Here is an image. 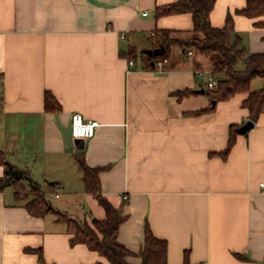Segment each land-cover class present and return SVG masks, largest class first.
<instances>
[{"label":"crops","instance_id":"crops-1","mask_svg":"<svg viewBox=\"0 0 264 264\" xmlns=\"http://www.w3.org/2000/svg\"><path fill=\"white\" fill-rule=\"evenodd\" d=\"M176 1L0 0V150L57 210L90 225L106 213L86 191L79 161L102 167V194L126 217L118 240L136 254L130 264H141L147 223L167 240L168 264H264V113L237 131L225 155L230 126L250 119L248 93L218 102L206 93L210 76H225L215 71L221 55L173 45L163 69L150 65L161 58L144 52L154 50L150 33L202 37L191 13L156 16ZM246 4L216 0L210 15L217 28L232 15V41L238 36L245 51L240 70L264 52V26L256 25L264 16L238 13ZM259 79L252 90L264 87ZM47 92L58 112L46 108ZM77 112L100 125L82 148H69L58 124ZM55 187L66 196L59 205ZM25 192L0 191V264H40L38 251L46 264H111L72 244V228L54 213L32 215L17 194Z\"/></svg>","mask_w":264,"mask_h":264},{"label":"trees","instance_id":"trees-1","mask_svg":"<svg viewBox=\"0 0 264 264\" xmlns=\"http://www.w3.org/2000/svg\"><path fill=\"white\" fill-rule=\"evenodd\" d=\"M215 3L216 0H178L174 3L157 7V17L176 13H191L194 31L201 33L202 37L180 39L173 37L171 30H162L153 37L154 49H164V53L156 58H169L173 45H180L186 52L196 48L205 55L220 54L222 59L215 64V71L224 72L225 76L219 79L217 89L208 88L206 93L216 102L229 100L240 92L248 93L243 106L249 111V119L255 123L260 115L264 113V87L260 90H252L251 83L256 78L264 79V52L251 53L245 63V68L242 70L237 69L238 59L245 54V51L239 47L241 40L238 36L232 41L234 33L232 15H228L224 27L217 28L212 25L210 15ZM238 13L244 14L249 18L264 16V0H247L246 6L238 10ZM256 25L264 26V21H259ZM130 57L134 58L135 54L133 52L130 53ZM150 59V65L153 66V59ZM191 92L187 91L181 94L184 95ZM45 103L46 108L49 110L58 112L61 108L55 96L49 92L45 95ZM237 128L236 124L230 126L229 142L224 151L225 155L230 152L235 144ZM0 164L5 167V175L0 179V191L11 185L17 186L19 190L26 191L23 196H20L19 193L17 194L19 198L27 200V210L34 216H45L48 213H54L58 221H66L74 233L71 239L72 244H86L90 249L99 252L111 264H130L127 258L136 254L118 240L120 225L126 217L102 194L100 183L102 167H90L84 160L81 159L79 161L86 191L99 202L106 213L104 219L94 218L92 220L93 225H90L87 221L80 223L70 219L67 215L57 210L42 190L40 184L27 172L10 162L5 152L1 150ZM29 194L32 195V198H30ZM167 252V240L156 236L147 223L145 226L144 245L140 253L141 264H168ZM38 253L40 264H46L42 252L38 251ZM93 264L103 263L96 262ZM186 264H189L187 258Z\"/></svg>","mask_w":264,"mask_h":264},{"label":"built area","instance_id":"built-area-1","mask_svg":"<svg viewBox=\"0 0 264 264\" xmlns=\"http://www.w3.org/2000/svg\"><path fill=\"white\" fill-rule=\"evenodd\" d=\"M156 32L150 33V37H154ZM124 36V35H123ZM191 53V51H189ZM168 62V58H159L158 60L153 61V65L157 66L160 69H163ZM130 65H134V61H129ZM208 88L214 90L217 89L218 80L214 76H210L208 78ZM100 125L98 121H86L84 116L77 112L72 115L71 118V129H72V137L73 138H89L95 134L96 128ZM55 197H59L61 195V188L55 187L54 192Z\"/></svg>","mask_w":264,"mask_h":264},{"label":"water","instance_id":"water-1","mask_svg":"<svg viewBox=\"0 0 264 264\" xmlns=\"http://www.w3.org/2000/svg\"><path fill=\"white\" fill-rule=\"evenodd\" d=\"M146 54H148L151 57L162 55L164 53V49H154V50H146L144 51ZM201 92H204L202 90ZM213 104H215V101H213ZM65 139L66 146L71 148V147H78L82 148L84 145V139L83 138H73L72 137V129H71V123L68 124L67 126H62L60 123L58 124ZM252 127H254V122L249 120L247 123H245L243 126H241L237 131L239 133H246L248 130H250Z\"/></svg>","mask_w":264,"mask_h":264},{"label":"rangeland","instance_id":"rangeland-1","mask_svg":"<svg viewBox=\"0 0 264 264\" xmlns=\"http://www.w3.org/2000/svg\"><path fill=\"white\" fill-rule=\"evenodd\" d=\"M218 81H219V79H218ZM262 82V80L261 79H259V78H256L254 81H253V83H252V87H253V89H255V88H259V86H260V83ZM218 87V86H217ZM65 194H63L60 198H53V204L55 205H59L61 202H64L65 201ZM80 223H82V222H80Z\"/></svg>","mask_w":264,"mask_h":264}]
</instances>
